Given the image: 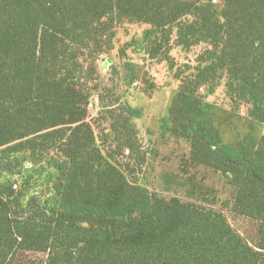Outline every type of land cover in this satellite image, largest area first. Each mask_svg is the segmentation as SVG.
<instances>
[{"label": "trees", "instance_id": "obj_1", "mask_svg": "<svg viewBox=\"0 0 264 264\" xmlns=\"http://www.w3.org/2000/svg\"><path fill=\"white\" fill-rule=\"evenodd\" d=\"M125 22L148 24L144 51L176 68L169 130L233 188L230 210L258 222L256 248L221 211L139 182L141 113L100 87L97 68ZM199 44L194 64L173 63V45ZM223 81L264 125V0H0V264L26 251L43 264H264V134L233 147L205 121ZM94 99L108 122L97 133ZM20 154L56 172L42 203L24 200L31 177L3 178Z\"/></svg>", "mask_w": 264, "mask_h": 264}, {"label": "rangeland", "instance_id": "obj_2", "mask_svg": "<svg viewBox=\"0 0 264 264\" xmlns=\"http://www.w3.org/2000/svg\"><path fill=\"white\" fill-rule=\"evenodd\" d=\"M149 27L144 23L120 24L116 29L114 49L101 55L97 61L100 87L120 93L141 113L134 121L147 159L138 177L139 182L165 199L177 197L182 202L198 203L221 211L231 227L256 248L258 222L230 210L233 188L219 172L190 162L189 141L169 130L168 110L178 85L174 77L176 68L170 69L166 61L151 59L144 51L142 36ZM205 46L199 44L185 50L173 45L170 49L173 63L177 67L194 64L196 55ZM206 100L210 106L205 121L218 129L224 143L233 147L254 145L264 134V125L249 115V105L232 101L224 81ZM91 103L87 121L97 133L98 125L102 128L108 122L102 123L98 118L96 99ZM17 159L16 173L4 174L3 178L16 182L19 187L25 176L31 177L24 200L33 196L42 203L50 198L53 195L50 180L55 170L26 154L18 155ZM45 258L42 252L26 251L17 256L14 264H43Z\"/></svg>", "mask_w": 264, "mask_h": 264}, {"label": "built area", "instance_id": "obj_3", "mask_svg": "<svg viewBox=\"0 0 264 264\" xmlns=\"http://www.w3.org/2000/svg\"><path fill=\"white\" fill-rule=\"evenodd\" d=\"M134 83H137V82H134ZM91 106H92V104L90 103V104L88 105V107H91ZM13 186L16 187V184H14Z\"/></svg>", "mask_w": 264, "mask_h": 264}]
</instances>
